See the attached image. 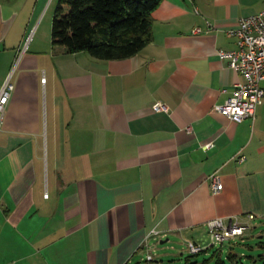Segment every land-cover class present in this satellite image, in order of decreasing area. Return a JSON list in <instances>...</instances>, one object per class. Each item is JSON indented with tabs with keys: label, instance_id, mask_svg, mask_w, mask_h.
Segmentation results:
<instances>
[{
	"label": "crops",
	"instance_id": "obj_1",
	"mask_svg": "<svg viewBox=\"0 0 264 264\" xmlns=\"http://www.w3.org/2000/svg\"><path fill=\"white\" fill-rule=\"evenodd\" d=\"M39 2L0 0V91L15 85L0 134V264H154L171 237L203 246L213 219L264 221V99L241 123L215 110L244 80L218 51L236 49L228 31L264 0H163L151 42L114 61L53 47L21 16Z\"/></svg>",
	"mask_w": 264,
	"mask_h": 264
},
{
	"label": "trees",
	"instance_id": "obj_2",
	"mask_svg": "<svg viewBox=\"0 0 264 264\" xmlns=\"http://www.w3.org/2000/svg\"><path fill=\"white\" fill-rule=\"evenodd\" d=\"M162 1L58 0L52 21V45L68 54L84 52L101 61L132 58L151 42L152 13ZM221 250L202 262L188 257L186 264H209L213 260L214 264H227ZM194 256L198 255H191ZM227 260L243 264L231 252Z\"/></svg>",
	"mask_w": 264,
	"mask_h": 264
},
{
	"label": "built area",
	"instance_id": "obj_3",
	"mask_svg": "<svg viewBox=\"0 0 264 264\" xmlns=\"http://www.w3.org/2000/svg\"><path fill=\"white\" fill-rule=\"evenodd\" d=\"M195 33L200 32L197 28ZM228 34L236 38V49L232 51L219 50L221 60H227L229 67L243 77V82L236 83L233 95L224 104L215 107L216 112L235 123H241L246 119H253L257 108L264 99V9L255 15L240 18L235 28ZM45 82V80H43ZM15 91V85L9 78L0 91V134L3 130L7 108ZM155 112H168V107L162 103L152 106ZM190 133L191 127L187 129ZM205 150L213 148V144L204 145ZM244 161V157L239 159ZM210 189L213 195H218L223 190V184L218 175L209 177ZM47 196V195H46ZM254 219V216H250ZM209 234L213 241L211 248H222L226 242L236 240L244 235L246 227L237 221L230 219L224 223L221 218L213 219L207 223ZM153 234L158 233L153 231ZM186 250L190 255H199L206 250L199 244L189 241ZM148 262L154 261V256L149 254Z\"/></svg>",
	"mask_w": 264,
	"mask_h": 264
},
{
	"label": "rangeland",
	"instance_id": "obj_4",
	"mask_svg": "<svg viewBox=\"0 0 264 264\" xmlns=\"http://www.w3.org/2000/svg\"><path fill=\"white\" fill-rule=\"evenodd\" d=\"M42 3L43 0H40L36 10L29 13H21V16L22 19H25L27 15L28 20L31 18V22L37 21V24L41 26V31H46L48 36L51 34L54 11L58 0H49L43 11H41ZM212 241V237L206 235L205 242L201 244L204 249H207V253L194 257H191L188 253L186 243L181 241V239L171 237L164 244L158 242L155 244L156 248L151 252L155 258L154 264H186L188 257L192 261L202 262L205 259H209L214 252L219 250L217 246L210 248ZM223 246V258L227 261V264H233L227 260L230 252L237 254L242 259L243 264H264V221L257 220L255 224L253 223L246 228L244 238L239 237L236 240L226 242ZM141 264L147 263L142 262ZM209 264H214V261Z\"/></svg>",
	"mask_w": 264,
	"mask_h": 264
},
{
	"label": "water",
	"instance_id": "obj_5",
	"mask_svg": "<svg viewBox=\"0 0 264 264\" xmlns=\"http://www.w3.org/2000/svg\"><path fill=\"white\" fill-rule=\"evenodd\" d=\"M166 242H167V241H162L161 244H164V243H166Z\"/></svg>",
	"mask_w": 264,
	"mask_h": 264
}]
</instances>
